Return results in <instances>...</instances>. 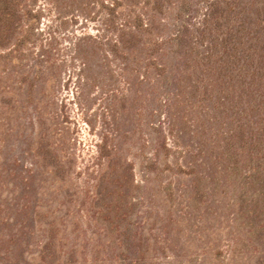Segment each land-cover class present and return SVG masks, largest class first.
Instances as JSON below:
<instances>
[{
	"label": "trees",
	"instance_id": "obj_1",
	"mask_svg": "<svg viewBox=\"0 0 264 264\" xmlns=\"http://www.w3.org/2000/svg\"><path fill=\"white\" fill-rule=\"evenodd\" d=\"M45 11L59 28L73 29L33 52L23 45ZM59 39L63 58L52 51ZM65 66L71 72L63 82L73 81L85 104L96 93L102 102L81 189L71 182L79 175L73 172L74 143L45 112ZM16 104L31 105L26 123L36 162L20 176L25 188L37 168L68 184L59 206L32 208L40 237L36 264H77V248H108L118 261L143 263L135 209L148 197L150 178L163 167L170 170L169 163L187 177L183 192L196 199L205 193L204 181L213 192L217 175L243 171L240 189L249 186L254 195H239L237 204L249 230L257 223L264 232V0H0V108ZM142 111L155 136L132 153L140 157L137 176L127 153ZM168 151L181 154L180 160L161 163ZM160 183L170 200L172 182ZM183 192L177 197L186 202ZM70 203L83 214L84 226L100 225L107 240L92 229L96 240L84 237ZM255 264H264V249Z\"/></svg>",
	"mask_w": 264,
	"mask_h": 264
},
{
	"label": "rangeland",
	"instance_id": "obj_2",
	"mask_svg": "<svg viewBox=\"0 0 264 264\" xmlns=\"http://www.w3.org/2000/svg\"><path fill=\"white\" fill-rule=\"evenodd\" d=\"M72 29L70 26L66 29L59 28L52 14L45 11L34 23L28 43L23 46L37 52L40 44L44 46L50 42L51 36L57 39L62 32ZM51 44L55 47L52 51L55 52L56 58H63L67 53L63 39ZM59 72L58 83L49 92V98L52 97L53 102L46 107L45 112L48 117H55L56 128L74 143L71 146L75 156L73 172H79V175L71 182H75L77 189H81V168L89 162V155L95 153V142L98 140L101 124L100 115L103 111L102 102L96 100L95 97H99L96 93L92 96L93 100L85 104L84 97L79 98L77 95L73 81L63 82L67 73L71 72L70 67L65 66ZM21 107V104H16L7 110L0 108V264H36L35 244L40 237L37 231L38 223L30 220L35 210L33 207L35 204L42 208L59 206L58 202L65 200L61 198V194L68 187V184L63 186L59 180L51 178L46 171L37 168V172L34 170V180L25 188L20 176H26L27 169L32 171L36 159L31 152L32 131L26 123L31 105L26 109ZM143 115L142 111L141 122L134 124L138 131H135L133 145L129 143L127 153L134 159L137 176L140 157H132V153L141 141L150 142L155 136V130L142 122ZM144 150L148 152L150 149ZM180 158L181 154L168 151L159 160L161 163H168L179 161ZM169 165L170 170L163 167L154 178H150L149 186L144 190L148 197L135 209L133 219L137 222L136 231L143 239L141 244L144 247L141 264H255L259 251L264 249V232L260 231L257 223L249 230L245 214L237 204L239 195L247 199L254 195L249 186L240 189L239 180L244 172L240 171L226 178L217 175L218 184L213 192L206 189L209 186L204 181L205 193L201 199H196L189 196L192 194L188 190L183 192L187 177L180 172L174 173L171 163ZM17 172H20L19 176ZM166 180L172 182L170 188L173 193L170 200L163 198V191L158 185V182H161L162 186ZM177 182H180L181 186H178ZM23 188L28 191L26 198L22 194ZM179 191L183 192L184 197H188L186 202L182 201L181 197L178 199ZM72 204H69V208L73 211L75 220H80L79 227L83 236L96 240L97 237L90 234L92 228L84 226L83 214L79 210L76 211L77 205L73 207ZM185 204L188 206L187 211L184 209ZM23 207H26V211L21 214ZM98 226L92 230L105 240L109 234L105 233L106 236H103L104 232L99 229L100 225ZM66 233L69 236L75 234L69 230ZM77 249L80 252L77 264H127V260L119 262L113 257L108 248H98V253H95L93 248ZM110 250H113V254L116 253V248Z\"/></svg>",
	"mask_w": 264,
	"mask_h": 264
}]
</instances>
